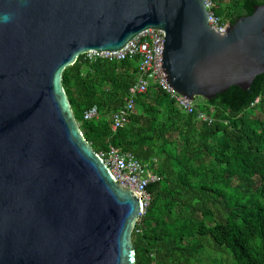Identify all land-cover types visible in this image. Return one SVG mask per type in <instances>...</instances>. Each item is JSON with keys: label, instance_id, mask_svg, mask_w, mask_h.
Wrapping results in <instances>:
<instances>
[{"label": "water", "instance_id": "1", "mask_svg": "<svg viewBox=\"0 0 264 264\" xmlns=\"http://www.w3.org/2000/svg\"><path fill=\"white\" fill-rule=\"evenodd\" d=\"M208 19L206 0H0V264H135L142 196L84 138L62 74L151 29L178 95L246 91L264 74V4L223 34Z\"/></svg>", "mask_w": 264, "mask_h": 264}, {"label": "trees", "instance_id": "2", "mask_svg": "<svg viewBox=\"0 0 264 264\" xmlns=\"http://www.w3.org/2000/svg\"><path fill=\"white\" fill-rule=\"evenodd\" d=\"M212 3L220 22L234 23L264 0ZM137 74L135 61L85 55L62 74L73 115L93 150L130 152L160 177L147 185L149 202L132 233L135 264H264V74L246 91L233 86L202 100L196 110L211 124L150 88L136 97L124 126L112 131L110 117ZM94 106L98 117L84 120ZM211 250L227 254L226 261L211 257Z\"/></svg>", "mask_w": 264, "mask_h": 264}, {"label": "built area", "instance_id": "3", "mask_svg": "<svg viewBox=\"0 0 264 264\" xmlns=\"http://www.w3.org/2000/svg\"><path fill=\"white\" fill-rule=\"evenodd\" d=\"M214 4L212 0H206V7L209 12L208 24L217 33L223 34L228 23L220 22V19L213 15L211 9ZM164 33L159 30H146L130 41L123 49L118 52L95 53L89 52L85 57L90 60L103 58L115 61H135L138 68L136 82L128 89V94L124 99V104L111 117V129L116 131L126 123L129 114L133 111L135 99L138 95L144 94L150 88L161 89L175 101L177 108L186 113H196L199 121L212 123V118L206 113L196 110L193 101L175 93L165 82L160 61L162 57V45ZM98 117V110L94 106L87 110L83 119L86 121ZM111 171L118 185L133 192L139 193L144 202V210L149 202V195L146 192L148 184L157 182L160 177L155 174L151 163L139 161L132 153L124 152L121 149L109 146L108 150L98 153ZM156 161L153 160V163ZM144 214H141V216ZM140 216V217H141Z\"/></svg>", "mask_w": 264, "mask_h": 264}, {"label": "rangeland", "instance_id": "4", "mask_svg": "<svg viewBox=\"0 0 264 264\" xmlns=\"http://www.w3.org/2000/svg\"><path fill=\"white\" fill-rule=\"evenodd\" d=\"M194 104H196V105H200L201 104V102H202V99H200V98H198V97H196V98H194ZM211 252V257H218V258H221V257H223L222 259L224 260V261H226V255L227 254H223V255H221L219 252H213L212 250L210 251ZM221 255V256H220ZM207 261H208V259H206Z\"/></svg>", "mask_w": 264, "mask_h": 264}, {"label": "clouds", "instance_id": "5", "mask_svg": "<svg viewBox=\"0 0 264 264\" xmlns=\"http://www.w3.org/2000/svg\"><path fill=\"white\" fill-rule=\"evenodd\" d=\"M3 20L7 21L8 19H10L9 14L5 13L2 17Z\"/></svg>", "mask_w": 264, "mask_h": 264}]
</instances>
